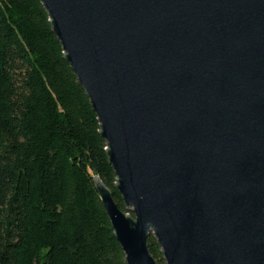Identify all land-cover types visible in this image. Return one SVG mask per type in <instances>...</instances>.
Segmentation results:
<instances>
[{"label":"water","instance_id":"water-1","mask_svg":"<svg viewBox=\"0 0 264 264\" xmlns=\"http://www.w3.org/2000/svg\"><path fill=\"white\" fill-rule=\"evenodd\" d=\"M107 144L127 264H264V0H41Z\"/></svg>","mask_w":264,"mask_h":264},{"label":"trees","instance_id":"trees-1","mask_svg":"<svg viewBox=\"0 0 264 264\" xmlns=\"http://www.w3.org/2000/svg\"><path fill=\"white\" fill-rule=\"evenodd\" d=\"M95 177L132 216L41 0H0V264H127Z\"/></svg>","mask_w":264,"mask_h":264}]
</instances>
